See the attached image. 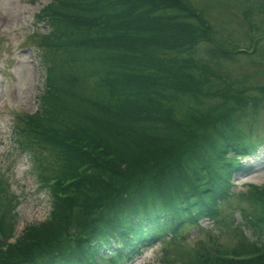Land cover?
<instances>
[{"label":"trees","instance_id":"trees-1","mask_svg":"<svg viewBox=\"0 0 264 264\" xmlns=\"http://www.w3.org/2000/svg\"><path fill=\"white\" fill-rule=\"evenodd\" d=\"M203 13L189 0H48L37 11L48 28L29 37L42 88L36 109L16 116L13 142L50 210L8 244L16 212H0V264L124 263L182 239L185 224L214 222L241 160L264 148V127L255 101L232 116L246 99L219 71L236 52ZM181 97L196 105L183 117ZM201 97L214 100L205 115ZM238 199L254 240L229 250L200 241L177 264H264V185Z\"/></svg>","mask_w":264,"mask_h":264},{"label":"rangeland","instance_id":"rangeland-1","mask_svg":"<svg viewBox=\"0 0 264 264\" xmlns=\"http://www.w3.org/2000/svg\"><path fill=\"white\" fill-rule=\"evenodd\" d=\"M189 1L204 12L217 41L226 43L225 47L231 50L248 47L244 53H235L232 60L223 63L219 74L238 98L246 99L232 116L240 109L247 111L255 101L257 120L262 123L263 129L264 99L258 97L263 96L261 87L264 86V0ZM46 2L48 0H0V197L3 200L0 212H16L14 237L26 224L43 221L50 210L47 192L33 179L27 156L18 154L13 142L16 116L32 113L36 109V94L42 88V61L35 41L29 37L34 32L44 34L48 30L35 18ZM246 9H249L245 12L249 15H244ZM206 46L204 42L197 45V57L205 58ZM201 100L203 104L199 110L201 115H205L208 104L214 100L207 97H201ZM189 106L196 105L181 97L174 114L186 116ZM242 164L243 171L232 178L233 194L219 203L214 222L203 219L196 225L185 224L179 233L182 239L156 242L123 264H157L161 257L164 262L169 259L170 263L177 264L178 261L189 260L195 244L200 241L229 250L241 241L254 240L249 231L241 226L237 207H246V203L238 199V195L250 185H264V148L260 147L254 155L242 160ZM235 225L239 226L238 229ZM205 250L211 251L208 248Z\"/></svg>","mask_w":264,"mask_h":264}]
</instances>
